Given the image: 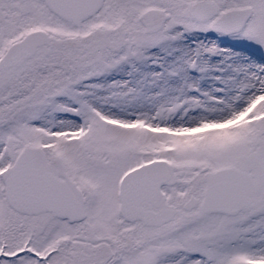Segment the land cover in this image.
<instances>
[{
  "label": "snow or ice",
  "instance_id": "snow-or-ice-1",
  "mask_svg": "<svg viewBox=\"0 0 264 264\" xmlns=\"http://www.w3.org/2000/svg\"><path fill=\"white\" fill-rule=\"evenodd\" d=\"M0 264H264V0H0Z\"/></svg>",
  "mask_w": 264,
  "mask_h": 264
}]
</instances>
